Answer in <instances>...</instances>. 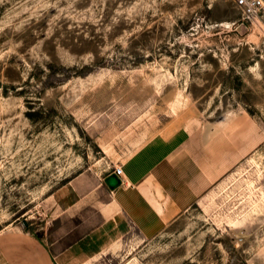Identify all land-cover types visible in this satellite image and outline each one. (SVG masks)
Returning a JSON list of instances; mask_svg holds the SVG:
<instances>
[{
  "label": "rangeland",
  "instance_id": "rangeland-1",
  "mask_svg": "<svg viewBox=\"0 0 264 264\" xmlns=\"http://www.w3.org/2000/svg\"><path fill=\"white\" fill-rule=\"evenodd\" d=\"M171 90L229 169L161 234L83 264H264V19L232 0H0V237L72 227L73 182L104 146L125 163Z\"/></svg>",
  "mask_w": 264,
  "mask_h": 264
},
{
  "label": "crops",
  "instance_id": "crops-1",
  "mask_svg": "<svg viewBox=\"0 0 264 264\" xmlns=\"http://www.w3.org/2000/svg\"><path fill=\"white\" fill-rule=\"evenodd\" d=\"M166 109L169 119L148 129L125 163L117 162L121 155L104 146V155L112 160H100L101 168L85 171L73 182L77 198H69L61 213L72 227L63 223L48 241L28 233L0 237V264H83L101 252L112 235L136 231L149 240L176 222L227 172L230 154L223 162H213L201 134L185 135L186 126L177 139L174 114ZM183 148L185 158L177 162V152ZM115 167L122 168L121 185L111 189L105 179ZM169 211L173 213L169 221L148 234L147 229Z\"/></svg>",
  "mask_w": 264,
  "mask_h": 264
},
{
  "label": "bare ground",
  "instance_id": "bare-ground-1",
  "mask_svg": "<svg viewBox=\"0 0 264 264\" xmlns=\"http://www.w3.org/2000/svg\"><path fill=\"white\" fill-rule=\"evenodd\" d=\"M177 94H178L177 90H171V91L167 92L166 94L162 95L160 102L155 104V107L153 110L159 111L161 109H166V108L170 107V110L172 111L171 113L174 114V116H172V118H173L172 125L177 130V139H179L181 136V131L183 130L182 128L185 126V119H184L183 112H184V109L186 107H188L190 102L188 103L189 99H187V95L185 94L184 91H183V95L177 96ZM208 124H210V122H208ZM185 152H186V149H184V148L181 151L177 152V162L184 160ZM168 162H169V160H168ZM167 213L168 214L166 216H164L162 219H160L158 222H156L155 225L150 226L148 229L146 228L148 234L153 233L159 226H161L162 224H165L169 221V219L172 217L173 213L170 211ZM242 235L245 236L244 234H242Z\"/></svg>",
  "mask_w": 264,
  "mask_h": 264
},
{
  "label": "built area",
  "instance_id": "built-area-1",
  "mask_svg": "<svg viewBox=\"0 0 264 264\" xmlns=\"http://www.w3.org/2000/svg\"><path fill=\"white\" fill-rule=\"evenodd\" d=\"M235 7L242 13L246 20L264 19V0H232ZM112 173L120 179L122 177V168L115 167Z\"/></svg>",
  "mask_w": 264,
  "mask_h": 264
},
{
  "label": "water",
  "instance_id": "water-1",
  "mask_svg": "<svg viewBox=\"0 0 264 264\" xmlns=\"http://www.w3.org/2000/svg\"><path fill=\"white\" fill-rule=\"evenodd\" d=\"M106 184L111 189H116L118 186L121 185V179L116 174H111L105 179ZM27 226V224H26Z\"/></svg>",
  "mask_w": 264,
  "mask_h": 264
}]
</instances>
